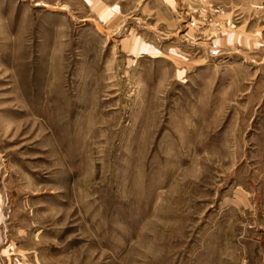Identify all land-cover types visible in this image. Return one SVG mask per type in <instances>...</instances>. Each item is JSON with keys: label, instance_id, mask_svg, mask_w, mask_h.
Masks as SVG:
<instances>
[{"label": "rangeland", "instance_id": "374dc122", "mask_svg": "<svg viewBox=\"0 0 264 264\" xmlns=\"http://www.w3.org/2000/svg\"><path fill=\"white\" fill-rule=\"evenodd\" d=\"M0 264H264V0H0Z\"/></svg>", "mask_w": 264, "mask_h": 264}]
</instances>
